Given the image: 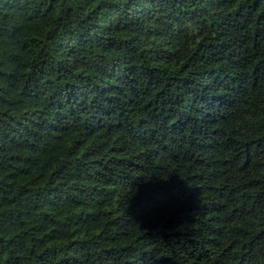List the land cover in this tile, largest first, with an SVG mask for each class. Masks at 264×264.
Segmentation results:
<instances>
[{
  "label": "trees",
  "instance_id": "1",
  "mask_svg": "<svg viewBox=\"0 0 264 264\" xmlns=\"http://www.w3.org/2000/svg\"><path fill=\"white\" fill-rule=\"evenodd\" d=\"M0 264H264V0H0Z\"/></svg>",
  "mask_w": 264,
  "mask_h": 264
}]
</instances>
